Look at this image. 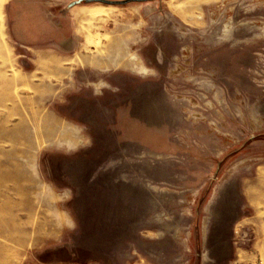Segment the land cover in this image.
Returning a JSON list of instances; mask_svg holds the SVG:
<instances>
[{"label":"rangeland","instance_id":"1","mask_svg":"<svg viewBox=\"0 0 264 264\" xmlns=\"http://www.w3.org/2000/svg\"><path fill=\"white\" fill-rule=\"evenodd\" d=\"M73 1L0 0V264H264V0Z\"/></svg>","mask_w":264,"mask_h":264},{"label":"water","instance_id":"2","mask_svg":"<svg viewBox=\"0 0 264 264\" xmlns=\"http://www.w3.org/2000/svg\"><path fill=\"white\" fill-rule=\"evenodd\" d=\"M83 0H75L73 1L72 3H79V2H82ZM84 1H100V2H103V3H127V2H130V1H148V0H116V1H112V0H84Z\"/></svg>","mask_w":264,"mask_h":264},{"label":"crops","instance_id":"3","mask_svg":"<svg viewBox=\"0 0 264 264\" xmlns=\"http://www.w3.org/2000/svg\"><path fill=\"white\" fill-rule=\"evenodd\" d=\"M129 60H130V58H129ZM139 70H141L142 72L147 71L146 67H144L143 65L139 66Z\"/></svg>","mask_w":264,"mask_h":264},{"label":"bare ground","instance_id":"4","mask_svg":"<svg viewBox=\"0 0 264 264\" xmlns=\"http://www.w3.org/2000/svg\"><path fill=\"white\" fill-rule=\"evenodd\" d=\"M130 59H135L133 54L130 55ZM3 207H4V205H3Z\"/></svg>","mask_w":264,"mask_h":264}]
</instances>
